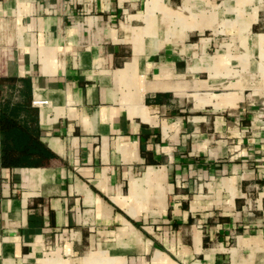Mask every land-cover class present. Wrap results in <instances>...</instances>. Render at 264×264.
<instances>
[{
  "label": "crops",
  "instance_id": "obj_1",
  "mask_svg": "<svg viewBox=\"0 0 264 264\" xmlns=\"http://www.w3.org/2000/svg\"><path fill=\"white\" fill-rule=\"evenodd\" d=\"M3 119L0 264H264V0H0Z\"/></svg>",
  "mask_w": 264,
  "mask_h": 264
},
{
  "label": "trees",
  "instance_id": "obj_2",
  "mask_svg": "<svg viewBox=\"0 0 264 264\" xmlns=\"http://www.w3.org/2000/svg\"><path fill=\"white\" fill-rule=\"evenodd\" d=\"M0 131L2 132H6V133H9L11 130H16L20 133H24V129L18 124L16 123L14 120H6V119H3L2 120V123L0 125ZM34 147L33 151L30 152V153H27L26 155L24 156H21L23 158V162L24 163L25 161H28L32 158H36V157H39L40 161H34L35 164H38L37 162H44L46 161L47 159H49L51 156H53V153L52 151L44 148L43 146H40V148H36ZM19 160L20 158L17 157H12L11 155H7L4 157V163L6 164H11V165H18L19 164Z\"/></svg>",
  "mask_w": 264,
  "mask_h": 264
},
{
  "label": "built area",
  "instance_id": "obj_3",
  "mask_svg": "<svg viewBox=\"0 0 264 264\" xmlns=\"http://www.w3.org/2000/svg\"><path fill=\"white\" fill-rule=\"evenodd\" d=\"M46 104H48V101H45V100H39V99H34V100H33V105H34V106H38V107H40V106H43V105H46Z\"/></svg>",
  "mask_w": 264,
  "mask_h": 264
}]
</instances>
